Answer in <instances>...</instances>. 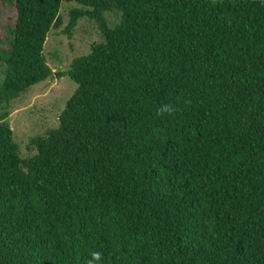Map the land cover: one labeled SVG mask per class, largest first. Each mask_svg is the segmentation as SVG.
<instances>
[{
  "label": "trees",
  "instance_id": "obj_1",
  "mask_svg": "<svg viewBox=\"0 0 264 264\" xmlns=\"http://www.w3.org/2000/svg\"><path fill=\"white\" fill-rule=\"evenodd\" d=\"M62 1L103 41L33 155L0 118V264H264V0H0V105L52 76Z\"/></svg>",
  "mask_w": 264,
  "mask_h": 264
},
{
  "label": "rangeland",
  "instance_id": "obj_2",
  "mask_svg": "<svg viewBox=\"0 0 264 264\" xmlns=\"http://www.w3.org/2000/svg\"><path fill=\"white\" fill-rule=\"evenodd\" d=\"M81 7L74 2L62 1L60 8L62 24L51 29L46 38L43 53L53 71L52 76L31 86L7 106L0 105V118L4 112L8 114L6 120L23 158L35 153L28 149L30 138L44 135L49 129L58 126L59 116L77 88L76 83L66 75L73 59L89 54L93 44L103 41L98 24L87 16L78 19L71 36L65 33L71 19V11ZM105 17L109 27H114L121 20L120 14L116 11L106 12ZM14 20L13 9L0 4V47L6 46L8 27ZM1 80L2 66L0 82Z\"/></svg>",
  "mask_w": 264,
  "mask_h": 264
}]
</instances>
